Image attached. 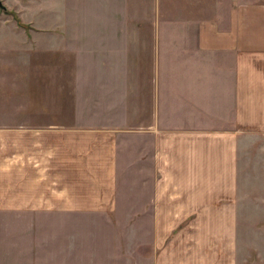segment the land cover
I'll use <instances>...</instances> for the list:
<instances>
[{
  "label": "crops",
  "instance_id": "crops-1",
  "mask_svg": "<svg viewBox=\"0 0 264 264\" xmlns=\"http://www.w3.org/2000/svg\"><path fill=\"white\" fill-rule=\"evenodd\" d=\"M151 4L148 20L64 21L35 54L64 96L0 116V264L87 253L121 227L146 264L231 250L238 134L243 153L264 137V0Z\"/></svg>",
  "mask_w": 264,
  "mask_h": 264
},
{
  "label": "rangeland",
  "instance_id": "rangeland-1",
  "mask_svg": "<svg viewBox=\"0 0 264 264\" xmlns=\"http://www.w3.org/2000/svg\"><path fill=\"white\" fill-rule=\"evenodd\" d=\"M0 2L4 6L0 7V83L6 86L0 87V116L17 115L19 111H23L19 104L27 101L31 106L34 97L38 98L39 107L45 109L47 107L57 109L59 103H62L63 94L57 97L62 87H47V83L41 82V78L47 81V75L53 72H48L47 65L38 68L35 54L47 53L49 36L56 39L64 36L62 28L64 21L117 19L127 22L129 19L148 20L153 16L151 0H0ZM143 46L141 43L139 49L143 50ZM16 54L22 58L24 65H20L22 62L14 65L18 60L11 58ZM7 60L13 63V66H5ZM54 96L57 99H54ZM228 126L233 132L243 131L242 127L234 123ZM245 149L243 153L242 132L238 134L235 151V188L229 200L233 209L230 225L231 250L208 252L206 255L199 251L198 257H204L202 264H264V137L259 136L247 141ZM123 222V226L127 227V219ZM215 229L223 230L224 227L216 225ZM126 230L127 228L121 227L115 237L110 234L111 231L108 232L102 242L93 246L92 251L87 253L51 252L48 244L41 245V264L60 258L72 260L63 261L62 264H84L80 261L83 257L79 258V254L92 257V260L88 259V264H131L129 259L134 255L135 264H146V260L143 262L142 259L146 256H143L145 251L137 249L144 245L143 235L129 237L124 234ZM222 239L223 237H220V240ZM110 242H113V245Z\"/></svg>",
  "mask_w": 264,
  "mask_h": 264
},
{
  "label": "water",
  "instance_id": "water-1",
  "mask_svg": "<svg viewBox=\"0 0 264 264\" xmlns=\"http://www.w3.org/2000/svg\"><path fill=\"white\" fill-rule=\"evenodd\" d=\"M0 7H1V8H4V6L1 4V2H0Z\"/></svg>",
  "mask_w": 264,
  "mask_h": 264
}]
</instances>
